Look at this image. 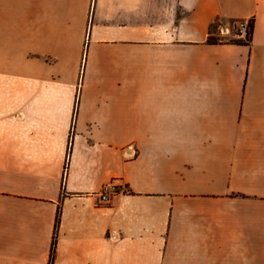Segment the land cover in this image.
Segmentation results:
<instances>
[{
    "label": "crops",
    "instance_id": "0c3cea01",
    "mask_svg": "<svg viewBox=\"0 0 264 264\" xmlns=\"http://www.w3.org/2000/svg\"><path fill=\"white\" fill-rule=\"evenodd\" d=\"M21 9L0 2V264H264V0Z\"/></svg>",
    "mask_w": 264,
    "mask_h": 264
},
{
    "label": "built area",
    "instance_id": "2783aa9c",
    "mask_svg": "<svg viewBox=\"0 0 264 264\" xmlns=\"http://www.w3.org/2000/svg\"><path fill=\"white\" fill-rule=\"evenodd\" d=\"M219 21V31L214 36L229 35L231 38L247 39L252 26L251 17H242L235 21L234 25H222ZM126 190V184L120 176H113L102 183L97 194L102 203H109L118 193Z\"/></svg>",
    "mask_w": 264,
    "mask_h": 264
},
{
    "label": "rangeland",
    "instance_id": "374dc122",
    "mask_svg": "<svg viewBox=\"0 0 264 264\" xmlns=\"http://www.w3.org/2000/svg\"><path fill=\"white\" fill-rule=\"evenodd\" d=\"M0 2H14L15 3V18L26 17V0H0ZM221 38L231 39L229 35H222ZM235 39V38H234Z\"/></svg>",
    "mask_w": 264,
    "mask_h": 264
},
{
    "label": "trees",
    "instance_id": "16d2710c",
    "mask_svg": "<svg viewBox=\"0 0 264 264\" xmlns=\"http://www.w3.org/2000/svg\"><path fill=\"white\" fill-rule=\"evenodd\" d=\"M209 38H210V40H212V41H223L224 39H218L217 37H215V36H212V34H210V36H209ZM227 41H236V42H242V41H244L243 39H240V38H231V39H226Z\"/></svg>",
    "mask_w": 264,
    "mask_h": 264
}]
</instances>
